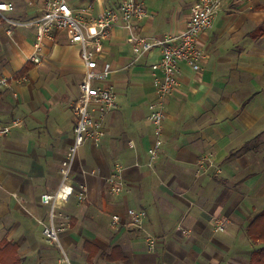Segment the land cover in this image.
Wrapping results in <instances>:
<instances>
[{"label": "crops", "instance_id": "obj_1", "mask_svg": "<svg viewBox=\"0 0 264 264\" xmlns=\"http://www.w3.org/2000/svg\"><path fill=\"white\" fill-rule=\"evenodd\" d=\"M7 1L21 20L41 15L46 2ZM119 1L69 3L97 16ZM195 2L144 0L150 17L137 24V33L180 34ZM0 27V77L14 76L0 92V120L23 122L0 144V264H67L60 248L70 264H250L257 246L247 228L264 209V0H225L214 27L199 39L202 71L180 64V85L164 103L163 149L153 168L147 166L156 139L148 119L157 100L151 66L160 49L131 65L128 31L122 22L113 29L99 64L112 66L102 83L114 88L119 107L104 118L102 141L82 147L75 193L57 203L61 246L43 240L51 214L41 197L59 189L74 141L84 75L79 47L58 34L36 65L29 61L34 31L18 28L9 36ZM27 63L33 68L20 76ZM118 167L125 187L116 194L108 179ZM82 187L86 200L78 194ZM129 209L145 214L143 230L127 224ZM114 214L122 217L118 228L111 227ZM218 218L227 221L224 232L215 231ZM148 234L157 238L152 254Z\"/></svg>", "mask_w": 264, "mask_h": 264}, {"label": "built area", "instance_id": "obj_2", "mask_svg": "<svg viewBox=\"0 0 264 264\" xmlns=\"http://www.w3.org/2000/svg\"><path fill=\"white\" fill-rule=\"evenodd\" d=\"M224 1L196 0L184 31L178 35L159 39L142 37L137 33V24L150 17L144 0H120L118 5L104 9L97 16L93 15L91 7L76 12L69 0H46L43 13L26 20L15 17L17 9L13 2L0 0V17L3 25H6L7 35H13L14 30L18 28L34 31L35 41L29 58L30 62L40 65L49 45L55 44L58 34L64 33L72 44L79 47L84 70L83 79L79 85V99L74 106L76 115L74 141L61 164L60 187L54 194H44L41 197L43 204L50 207L51 214L50 222L44 226L42 232L43 240L61 246L55 224L57 203L61 200H69L75 193L72 176L82 147L87 143L102 141L104 118L119 107L114 88L102 83L113 74L112 66L107 63L99 64V53L105 41L111 37L113 29L122 22V26L128 31V41L133 51L131 65L139 64L155 49H160V59L151 66L157 100L148 119L155 127L156 139L149 148L147 166L153 168L163 149L161 135L165 119L164 103L180 85V64L185 63L194 72L202 71L206 54L199 44V39L203 32L214 27ZM13 77H0V92L10 86ZM96 114L99 115L97 119ZM22 124V120L19 119L9 123L0 120V144L12 130ZM201 165H207L205 159L201 160ZM123 171L122 167H118L108 179L112 192L116 194L121 193L125 187ZM78 194L81 200L87 199L85 187H82ZM126 215L128 216L127 224L130 227L138 230L145 228L146 216L142 211L129 209ZM226 222V219L218 218L215 231L224 232ZM120 225H122L121 215H112L111 227L118 228ZM146 242L147 251L151 254L155 253L157 238L148 234ZM64 255L65 262L70 264L67 255Z\"/></svg>", "mask_w": 264, "mask_h": 264}, {"label": "trees", "instance_id": "obj_3", "mask_svg": "<svg viewBox=\"0 0 264 264\" xmlns=\"http://www.w3.org/2000/svg\"><path fill=\"white\" fill-rule=\"evenodd\" d=\"M1 21V17H0ZM33 68L32 63H27L20 71V76L25 75ZM247 234L251 241L256 244V248L251 252L250 264H264V209L260 212L256 218L249 224L247 228ZM119 247H115V250H119ZM114 254V253H112ZM95 253L91 252L89 259L92 261ZM113 256V255H111ZM110 256V258H111Z\"/></svg>", "mask_w": 264, "mask_h": 264}, {"label": "rangeland", "instance_id": "obj_4", "mask_svg": "<svg viewBox=\"0 0 264 264\" xmlns=\"http://www.w3.org/2000/svg\"><path fill=\"white\" fill-rule=\"evenodd\" d=\"M3 1H7V0H3ZM1 25H3V23H2V21H0V26ZM1 28V27H0ZM3 48V45L1 44V42H0V48ZM50 56H47V58H49ZM15 79V78H14ZM60 250H61V256H62V258H65V255H64V253H63V249H61L60 248Z\"/></svg>", "mask_w": 264, "mask_h": 264}]
</instances>
